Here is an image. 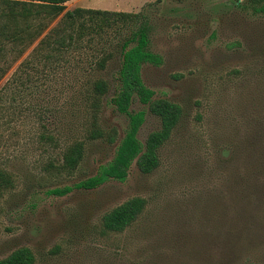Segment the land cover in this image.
Listing matches in <instances>:
<instances>
[{"label": "rangeland", "instance_id": "obj_1", "mask_svg": "<svg viewBox=\"0 0 264 264\" xmlns=\"http://www.w3.org/2000/svg\"><path fill=\"white\" fill-rule=\"evenodd\" d=\"M64 4L139 13L159 56L140 65V81L181 114L152 171L141 173L133 159L122 180L77 187L112 160L126 130L111 98L121 43L137 22L94 27L77 47L53 53L36 45L60 15L29 43L4 41L0 170L9 183L0 185V258L27 247L33 264H264V0ZM96 79L107 84L95 112L105 136L90 139ZM129 109L143 111L135 133L142 145L159 119L136 97ZM74 141H82V157L64 170L61 155ZM55 188L64 191L49 192ZM133 196L145 199L137 218L103 231L101 216Z\"/></svg>", "mask_w": 264, "mask_h": 264}, {"label": "trees", "instance_id": "obj_2", "mask_svg": "<svg viewBox=\"0 0 264 264\" xmlns=\"http://www.w3.org/2000/svg\"><path fill=\"white\" fill-rule=\"evenodd\" d=\"M68 0H0V48L4 41L27 43L33 41L47 29L49 23L60 15L59 19L37 41L40 49L46 48L50 53L77 47L84 33L98 31L111 24L120 22L134 23L136 26L121 43V59L118 69L119 87L111 98L115 110L127 116V127L122 139L116 147L112 160L102 166L99 172L77 184L81 188H93L108 178L122 180L126 175L129 163L134 159L141 173L152 171L158 164L157 149L168 138L177 123L181 109L178 104L164 98H151L152 91L143 86L139 78V67L142 63L159 62V56L148 49L147 25L141 20L139 13L109 11L85 7L65 9ZM249 3H260V0H249ZM91 35V34H90ZM88 39L87 41H89ZM49 54L47 55V57ZM108 55L97 61L102 66ZM107 84L96 79L90 87V107L93 109L91 128L87 132L90 139L105 136L103 130L96 126L95 112L98 97L106 92ZM133 97L145 105L148 111L159 119V128L149 132L141 145L135 138L136 130L143 120V111H132L129 105ZM113 140L114 131L106 135ZM82 141H74L68 145L62 155L60 168L73 169L82 157ZM9 178L0 170V185H8ZM64 190L52 189L49 192L60 194ZM145 199L139 196L130 197L114 206L101 216L103 231L120 232L129 226L140 214ZM33 253L27 247L12 250L0 258V264H33Z\"/></svg>", "mask_w": 264, "mask_h": 264}, {"label": "crops", "instance_id": "obj_3", "mask_svg": "<svg viewBox=\"0 0 264 264\" xmlns=\"http://www.w3.org/2000/svg\"><path fill=\"white\" fill-rule=\"evenodd\" d=\"M68 1H69V0H68ZM66 2H67V1H66ZM66 2H65V3H66Z\"/></svg>", "mask_w": 264, "mask_h": 264}]
</instances>
